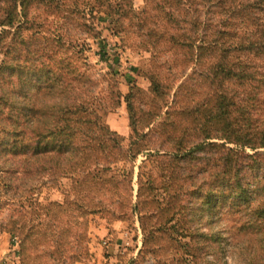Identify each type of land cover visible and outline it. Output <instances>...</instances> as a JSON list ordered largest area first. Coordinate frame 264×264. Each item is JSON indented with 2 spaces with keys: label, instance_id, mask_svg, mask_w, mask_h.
Here are the masks:
<instances>
[{
  "label": "trees",
  "instance_id": "16d2710c",
  "mask_svg": "<svg viewBox=\"0 0 264 264\" xmlns=\"http://www.w3.org/2000/svg\"><path fill=\"white\" fill-rule=\"evenodd\" d=\"M133 1L0 0L1 152L13 158L1 171L23 176L3 179L11 208L3 230L18 238L22 264H71L84 261L83 222L126 211L120 195L132 187L108 176L123 139L105 120L121 104L118 72L97 71L87 54L88 39L100 34L86 16L98 11L123 42L153 25L155 46L168 45L173 63L186 64L181 73L195 65V75L211 80L202 101L177 114L178 128L154 130L164 147L154 149L162 184L151 173L138 206H129L141 213L149 254L168 252L172 264H230L232 249L238 264H264V0H148L144 14ZM97 75L111 86L100 88ZM188 85L180 92L190 93ZM129 107L133 129L145 136L138 149L149 133H139ZM64 178L72 181L64 202L35 198ZM199 213V225L209 220L217 233L192 230Z\"/></svg>",
  "mask_w": 264,
  "mask_h": 264
},
{
  "label": "rangeland",
  "instance_id": "374dc122",
  "mask_svg": "<svg viewBox=\"0 0 264 264\" xmlns=\"http://www.w3.org/2000/svg\"><path fill=\"white\" fill-rule=\"evenodd\" d=\"M133 3L137 13L149 12L148 0H134ZM50 20L54 22L49 27L54 31V34H58L60 32L58 19L51 17ZM110 21L111 18L102 12L95 11L87 14V24L96 26L100 37L88 39L91 48L86 53L97 71L107 73L114 69L118 72L116 81H118L117 87L122 93L121 104L114 111L107 112L105 120L111 129L123 139L120 141V158L117 159L113 165V171L108 176L121 179L122 185L127 190L131 186L132 191L129 195H125L123 190L121 191L120 196L127 198L126 211H122V214L118 213V216L114 218L94 215L88 221L83 222L86 226H80L78 234L81 235L84 261H76L71 264H158L160 261L162 264H172L173 257L168 252L160 251L156 255L149 254V240L145 246L147 235L141 223V213L137 210L133 211L129 206L131 205L132 208L138 206L141 182H148L151 173L157 175V184H162L161 175L164 173L165 167L162 164L158 169L159 162L155 157L158 152L154 149H163L164 147L159 134H155L154 130L159 132L164 130L165 126L163 125H171L170 129L178 128V123H182V118H177V114L186 106H194L202 101L205 92L212 86L211 80L201 79L195 75L198 71V67L195 65L190 68L188 66L187 71L181 73L178 68L183 69L186 64L173 63V59L178 58L173 57V52L168 50V45L155 46V39L159 36L150 32L153 25L144 27L142 31L133 34L123 42L114 33V27ZM171 29V27L168 28V30ZM31 33L32 31L29 32V35ZM67 40L70 42L69 37ZM188 52V49H185V53ZM153 74L158 76V83H154ZM96 78L100 81V88L106 89L111 86L112 82L105 79L103 81L101 76L97 75ZM187 82H189L187 88H191V92L188 94L185 91L183 93V90L180 92V87ZM193 84L198 87H193ZM129 103L132 104L136 129L140 134L149 133V138L138 149H135L139 146L137 140H144L145 136L139 137L133 129ZM5 143L6 139H0V264H22L18 238L12 235L13 241H10L8 237L6 240L2 239L3 236L10 234L3 230V225L11 213V208L4 203L6 195L3 196V179L13 176L14 180L20 182L23 177L18 176L20 180H17L14 174H6L5 171H1V168L10 162L9 159H13L10 155L1 152ZM249 152L253 153L251 150ZM47 178L45 180H48ZM71 186L72 181L64 178L61 181L60 189H47L42 186L35 190L38 193L35 198L38 197L43 203L64 202L63 190L71 189ZM160 191L161 194L163 190ZM2 206H4L3 209ZM200 216L199 213L194 217L192 230L198 228ZM226 222L227 220L224 218L219 224L224 238L229 234ZM216 225H209L208 220L199 226L203 232L210 234L217 233ZM157 249L156 247L155 250ZM228 252L229 256L226 255L225 261L230 264H238L232 258V249H228ZM182 255L184 258H188L181 253ZM209 259L213 262L216 260L213 256H210ZM189 260H191V264H196L193 258Z\"/></svg>",
  "mask_w": 264,
  "mask_h": 264
},
{
  "label": "crops",
  "instance_id": "0c3cea01",
  "mask_svg": "<svg viewBox=\"0 0 264 264\" xmlns=\"http://www.w3.org/2000/svg\"><path fill=\"white\" fill-rule=\"evenodd\" d=\"M9 235H10V234L5 235V237L3 236L2 239H3V240H6V238L8 237L10 241H13V239H12V238H13L12 235H10V236H9ZM1 236H2V235H1ZM11 237H12V238H11ZM11 239H12V240H11ZM17 259L19 260V256H18V254H17Z\"/></svg>",
  "mask_w": 264,
  "mask_h": 264
}]
</instances>
